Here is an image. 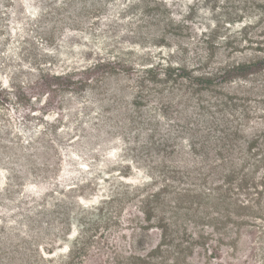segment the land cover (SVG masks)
<instances>
[{
    "label": "rangeland",
    "instance_id": "374dc122",
    "mask_svg": "<svg viewBox=\"0 0 264 264\" xmlns=\"http://www.w3.org/2000/svg\"><path fill=\"white\" fill-rule=\"evenodd\" d=\"M50 1L0 0V84L9 87L15 78L34 79L36 71L31 67L38 61H49L51 65L47 67L56 71L88 65L98 56L110 54L120 55L145 68L166 61L193 65L196 44L209 33L213 32L217 40L237 36L246 23L252 24L250 31L254 37L264 38V21H222L223 0H168L170 5L165 12L148 8L137 0H77L57 12L50 8ZM94 3L98 10L93 9ZM158 13L173 19L154 21L151 17ZM253 58L250 50L231 52L223 47L211 56L206 69L223 68ZM190 89L181 86L176 90L177 96L183 95L178 103L162 108L161 133L170 135L177 146L160 153L149 146L148 124L132 129L126 123L132 113L134 93L127 76H109L80 93H63L64 119L60 125L64 130L52 134L56 141L54 149L43 148L48 144V137L38 138L37 148L31 147L29 151L18 145L12 147L6 140H17L19 136L29 139L42 126L45 114L48 119L55 117L54 112H49L55 106L49 104L51 101L45 95L35 94L30 104L34 116L31 115L29 121L25 117L28 110L22 105L0 104V247H11L19 241V228L28 223V218L38 208L35 202L39 199L34 196H43V202L52 201L63 197L59 192L66 186L85 178L93 181V185L85 189V195L73 191L65 196L67 203L73 206L72 223L77 229L76 199L98 205L104 195L118 188L119 180L133 185L150 181L148 174L157 171L150 167L153 163L164 161L169 166L181 167L180 170L188 166L198 174L197 167L204 164L198 159L200 155L192 153L188 146L192 133L216 135L226 119L229 125L243 124L249 134L264 126V71L224 82L218 90ZM217 97H223L225 105H217ZM244 105L252 108L248 121L242 119ZM148 107L137 109L136 114L147 117ZM96 148L98 151L94 150ZM74 153L80 158L72 156ZM120 169L123 172H119ZM185 181L201 183L197 179L186 178ZM175 184L183 187L184 178L176 176ZM220 185L224 183L218 178L208 184L209 187ZM234 192L235 197L244 199L242 194L236 193L238 191ZM201 201L198 210L195 207L184 210L189 212L185 221L191 230L205 228L217 238L216 230L201 222L208 219L216 229L235 230L236 224L232 222L239 218L235 214L230 218L223 216L230 209L226 202L215 198ZM138 205L136 200L125 205L121 221L133 217ZM108 215L105 211L102 218ZM42 216L47 217L44 213ZM132 227L137 225L133 223L129 228ZM246 229L251 228H244L236 244L224 239L219 243V251L197 255V260L208 264H260V250L251 249L260 246L259 240ZM127 230L130 235L132 230ZM150 235L143 243L156 241V232ZM60 243L63 245L65 241L60 240Z\"/></svg>",
    "mask_w": 264,
    "mask_h": 264
},
{
    "label": "trees",
    "instance_id": "16d2710c",
    "mask_svg": "<svg viewBox=\"0 0 264 264\" xmlns=\"http://www.w3.org/2000/svg\"><path fill=\"white\" fill-rule=\"evenodd\" d=\"M76 1L52 0L50 8L59 12ZM137 1L162 12L170 5L168 0ZM223 3L225 11L222 21H264V0H223ZM95 4L93 9L98 10ZM151 18L154 21L173 19L161 13ZM251 28L252 24L246 23L241 27L239 35L218 40L213 32L209 33L196 44L193 65L166 61L145 68L120 55L110 54L108 57L100 55L88 65L56 71L47 67L51 65L49 61H38L31 67L36 71L34 79L25 81L15 78L9 87L0 84V104L22 105L28 110L25 117L29 121L31 115L34 116L30 104L35 94L41 93L52 102L49 104L55 106L49 112L56 115L48 119L45 114L42 126L35 130L33 137L23 140L19 136L17 140H6L12 147L18 145L20 149L29 151L31 147L37 148L35 145L38 138L48 137V144L43 148L54 149L56 141L52 139V134L64 130L60 125L64 119L61 95L67 92L77 94L104 81L106 77L123 75L130 78L134 89L132 113L126 123L132 129L148 124L149 146L156 152L175 149L177 145L173 138L161 133V111L164 105L178 103L183 95L177 96L176 90L179 91L184 85L191 87V91L218 90L224 82L235 78L244 79L264 71V38H259V35L254 37ZM223 47L231 52L250 50L254 58L223 68L206 69L211 56ZM217 105H225L223 97H217ZM143 106H149L146 111L150 112L144 118L136 114L137 109ZM251 109L249 105H244L243 120L250 119ZM219 126L216 135L192 133L188 139L191 152L199 154L198 159L204 164L197 167L198 174L188 166L180 170L181 167L169 166L164 161L153 163L150 167L157 171L148 174L150 181L133 185L119 180L118 188L104 195L98 205L84 204L79 198L76 199L74 205L79 220L77 229L72 223L73 206L67 203L65 196L73 191L85 195V189L92 186L93 181L85 178L75 185L66 186L59 192L63 197L52 201L43 202V196H34L39 199L35 202L38 208L30 215L28 223L19 228V241L11 247H0V264H208L197 260V255L211 251L216 253L220 250L219 243L224 242V239L236 244L244 228H251L246 230L259 240L256 242L260 246L251 249L260 250V264H264V126L250 134L243 124L229 125L228 119ZM94 150L98 151L97 148ZM72 156L80 158L76 153ZM119 172H123L122 169ZM176 176L184 178L183 187L175 184ZM186 178L197 179L201 183H186ZM217 178L222 179L224 185L209 187L208 184ZM235 190L244 199L235 197ZM202 198L226 202L230 209L223 216L235 214L239 218L232 222L236 224L235 230L227 232L224 227L216 229L215 225H211L212 221H208L210 219L201 222L212 226L217 238L205 228L200 231L191 230L185 221L189 212L184 210L190 211L194 207L198 210ZM133 200L139 204L136 207L137 213L126 222L121 221L125 205ZM235 209L237 212H233ZM105 211L109 215L102 218ZM43 213L47 217H43ZM219 222L222 224L221 220ZM133 223L137 227L129 228ZM127 229L132 230L130 235H127ZM152 232H156V241L143 243L151 237ZM60 240H64L65 244L61 245Z\"/></svg>",
    "mask_w": 264,
    "mask_h": 264
}]
</instances>
